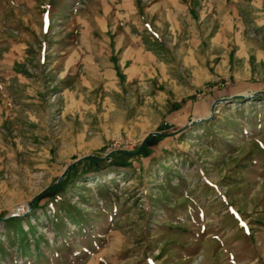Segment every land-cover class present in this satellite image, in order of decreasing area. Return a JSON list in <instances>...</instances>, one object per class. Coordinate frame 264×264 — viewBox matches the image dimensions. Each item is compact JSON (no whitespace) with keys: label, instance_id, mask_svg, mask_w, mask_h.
<instances>
[{"label":"rangeland","instance_id":"obj_1","mask_svg":"<svg viewBox=\"0 0 264 264\" xmlns=\"http://www.w3.org/2000/svg\"><path fill=\"white\" fill-rule=\"evenodd\" d=\"M0 264H264V0H0Z\"/></svg>","mask_w":264,"mask_h":264},{"label":"crops","instance_id":"obj_2","mask_svg":"<svg viewBox=\"0 0 264 264\" xmlns=\"http://www.w3.org/2000/svg\"><path fill=\"white\" fill-rule=\"evenodd\" d=\"M86 70V72L83 71L80 75H75L70 82V87L64 90V92H73L74 95L78 96L81 92H86L89 96L96 97L102 94L103 91L105 92L107 88L108 90L111 89L109 80H104L100 75H94L90 73L91 70ZM110 96L112 95L110 94Z\"/></svg>","mask_w":264,"mask_h":264},{"label":"water","instance_id":"obj_3","mask_svg":"<svg viewBox=\"0 0 264 264\" xmlns=\"http://www.w3.org/2000/svg\"><path fill=\"white\" fill-rule=\"evenodd\" d=\"M151 134H152V133H151ZM146 137H148V135H147ZM71 165H73V163L70 164L69 166H71ZM67 169H68V167L65 168L63 172H65ZM29 209H30V204L27 206V210H26V212H27ZM26 212H24V213H22V214H14V216H17V215H19V216H24V215L26 214Z\"/></svg>","mask_w":264,"mask_h":264},{"label":"bare ground","instance_id":"obj_4","mask_svg":"<svg viewBox=\"0 0 264 264\" xmlns=\"http://www.w3.org/2000/svg\"><path fill=\"white\" fill-rule=\"evenodd\" d=\"M89 184V183H88ZM19 211H17L16 213L18 214Z\"/></svg>","mask_w":264,"mask_h":264}]
</instances>
